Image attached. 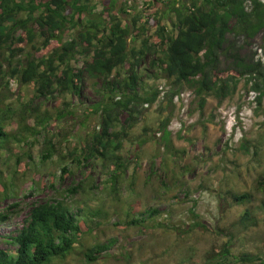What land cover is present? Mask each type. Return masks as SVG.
Instances as JSON below:
<instances>
[{
	"label": "trees",
	"instance_id": "trees-1",
	"mask_svg": "<svg viewBox=\"0 0 264 264\" xmlns=\"http://www.w3.org/2000/svg\"><path fill=\"white\" fill-rule=\"evenodd\" d=\"M119 2L0 0V159L4 154L19 157L13 143L22 145L28 135L37 136L44 131L48 134L44 141L47 155L44 156L56 154L57 145L67 147L65 143L73 138L70 135L61 137L62 128H57L56 124L77 119L82 114L83 128L98 119L99 129L95 127L72 149L68 147L67 156L78 168L87 162L113 159V174L106 182L114 183V186L122 184L128 166L121 151L124 139L131 137L137 124L135 106L154 104L160 93L148 92L141 80L139 66L145 56H153L150 65L155 74L176 87L173 95L184 85L191 88L200 110L204 109L207 97L226 90L229 81L247 75H262L261 62L244 63L235 40L229 39L228 34L252 40L264 32V0H152L154 7L163 5L168 10L166 15L173 14L171 28L163 23L165 18L158 12L139 9L130 0H122L118 6ZM99 4L103 8L96 12ZM127 15L132 18L125 21ZM155 26V33L149 35V28ZM130 36H133L131 41L140 40V48L130 47ZM223 56H231L237 61L238 68L221 70ZM98 78L102 80L103 91H98L100 100L90 103L83 87L89 79ZM12 80L20 87L33 90L28 100L20 98L17 105H11L1 97L10 89ZM37 99H55L56 103L53 110L44 109L40 104L35 106ZM122 112L128 113L124 122L120 119ZM170 122L168 116L157 129L162 133L166 152L176 157ZM145 133H148L146 128ZM153 136L144 137L136 148H142ZM62 170V177L70 172L67 165ZM15 177H18L16 167L12 168L10 178L0 176V204L8 196H19L23 192V188H15ZM87 177L68 191L77 195ZM26 189L34 191L35 184ZM255 189L264 190V174ZM230 197L235 204H246L256 200V193H236ZM90 202L92 199L87 200V205L82 202L78 213L73 211V205L64 201L33 205L23 217L22 224L15 227L11 223L22 215L18 210L20 203L15 202L5 210L0 208V229L11 227L9 232L0 231V264H57L66 261L77 253L79 247H84L83 240L91 232L86 219L95 217L98 212H87ZM196 204L197 200L192 208ZM262 204L264 206V200ZM192 213L199 216L194 209ZM159 214L157 209L150 207L136 219L127 217L123 224L141 228L140 223L157 222ZM251 217L247 210L240 223L249 224ZM200 225L202 223L197 221L190 228ZM116 242L112 239L103 243L98 236V242L81 253L88 263H94L111 254L110 251L118 246L114 245ZM230 246L227 243L221 255L214 257L226 260ZM126 255L130 257L128 252ZM257 260V256L250 254L237 258L243 263Z\"/></svg>",
	"mask_w": 264,
	"mask_h": 264
},
{
	"label": "rangeland",
	"instance_id": "rangeland-1",
	"mask_svg": "<svg viewBox=\"0 0 264 264\" xmlns=\"http://www.w3.org/2000/svg\"><path fill=\"white\" fill-rule=\"evenodd\" d=\"M151 1L130 0L139 9L146 8L148 12L163 15V23L171 28L173 14L166 15L167 8L163 5L154 7ZM102 8L99 4L96 12H101ZM124 18L127 21L132 16ZM149 29V35L153 36L156 26ZM132 37H129L130 47L140 48V40L131 41ZM228 38L235 40L244 63L261 62L262 75H247L229 81L226 90L207 97L202 110L194 91L188 86L184 85L177 94H172L176 87L155 74L150 65L153 56H145L140 61L139 74L146 90L160 93L154 104L135 106L137 124L131 137L124 139L121 151L128 166L122 184L114 186V183L106 182L113 174V159L87 162L78 168L67 156L68 147L72 149L84 141L95 127L99 129L98 119L92 120L87 128L81 125L82 114L77 119L56 124L57 128H62L61 137L70 135L73 138L63 142L67 147L57 145L58 151L52 156H44L47 155L46 131L37 136L28 135L22 145L14 142V151L19 157L4 154L0 159V176L10 178L12 168L16 167L15 188L24 189L19 196H8L0 204L1 210H5L15 202L20 203L18 210L22 215L13 219L12 226L21 225L33 205L64 201L73 205V211L78 213L82 202L87 205V200L92 199L87 212L94 210L98 214L86 219L91 232L83 240L84 247L77 248V253L57 264H216L217 261L219 264H264V190L255 189L264 174V50L259 51L264 44V32L252 40L233 34H228ZM236 65L237 61L231 56L221 58V70L237 69ZM98 91H103L99 78L89 79L83 87L90 103L100 100ZM32 94L30 87H20L12 80L10 89L1 97L7 104L17 105L20 98L28 100ZM177 95L181 97L179 100L175 99ZM55 103V99H37L35 106L40 104L44 109L53 110ZM168 116L171 117L169 130L176 157L166 152L162 133L157 129ZM127 118L128 113L122 112L121 121ZM152 135L155 136L142 148H136L139 141ZM66 165L70 172L62 177ZM86 176L77 195L68 191L79 186ZM33 184L34 191L26 189ZM9 186L13 188L12 184ZM243 192L256 193V200L235 204L230 196ZM195 200L196 207L192 208ZM150 207L161 213L157 222L148 220L147 224L140 223L141 228L123 224L127 217L136 219ZM247 210L252 221L244 225L240 219ZM197 221L202 225L190 228ZM93 229L96 230L92 232ZM1 230L9 232L11 227ZM98 236L103 243L117 240L114 245L118 246L113 245L111 254L101 260L88 263L81 251L97 243ZM227 243L231 244L228 258L214 257L221 255ZM243 254L257 256L259 260L238 262L237 258Z\"/></svg>",
	"mask_w": 264,
	"mask_h": 264
},
{
	"label": "built area",
	"instance_id": "built-area-1",
	"mask_svg": "<svg viewBox=\"0 0 264 264\" xmlns=\"http://www.w3.org/2000/svg\"><path fill=\"white\" fill-rule=\"evenodd\" d=\"M263 50H264V44H263L262 47L259 48V51H260V52H263ZM263 62H264V61H263ZM180 98H181L180 95H177L175 99H176V100H179Z\"/></svg>",
	"mask_w": 264,
	"mask_h": 264
}]
</instances>
